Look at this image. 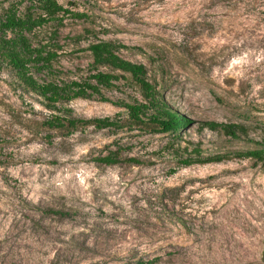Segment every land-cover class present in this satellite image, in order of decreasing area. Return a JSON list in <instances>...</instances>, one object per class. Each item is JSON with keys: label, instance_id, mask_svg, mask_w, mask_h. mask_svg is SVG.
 Wrapping results in <instances>:
<instances>
[{"label": "rangeland", "instance_id": "obj_1", "mask_svg": "<svg viewBox=\"0 0 264 264\" xmlns=\"http://www.w3.org/2000/svg\"><path fill=\"white\" fill-rule=\"evenodd\" d=\"M56 1L84 15L60 13L29 37L56 32L58 78L87 75L90 42L117 41L185 126L129 128L118 103L140 100L139 88L114 71L124 77L101 90L107 101L73 99L59 114L122 127L46 129L48 110L3 65L0 264H264V159L236 155L264 141V0ZM10 4L30 6L0 0V15ZM208 121L245 133L231 138ZM185 147L221 158L183 166L172 148ZM112 151L114 164L97 161Z\"/></svg>", "mask_w": 264, "mask_h": 264}, {"label": "trees", "instance_id": "obj_2", "mask_svg": "<svg viewBox=\"0 0 264 264\" xmlns=\"http://www.w3.org/2000/svg\"><path fill=\"white\" fill-rule=\"evenodd\" d=\"M30 6L24 12H19L14 4H10L0 15V68L5 65L13 73L17 83L26 92L37 96L41 104L49 114L39 123L49 130H65L71 132L78 126L91 124L97 128L122 127L119 120L109 117L103 118H76L69 114H59L63 104L73 99L92 98L98 96L107 101L101 90L114 86V82L123 78V74L129 75L130 80L138 86L140 100L132 103L119 102L127 114L129 128L147 129L151 133L179 135V129L185 126V122L177 113L170 111L169 106L160 97L154 83L148 77L147 68L141 62L131 61L120 54V49L128 48L126 45L112 40H96L90 42L87 50L91 56L88 64L87 75L79 78H58L59 71L53 67V61L57 57V42H52L56 32H52L48 40L33 42L29 34L36 27H40L49 21H60V13H70L75 17L84 14L71 12L64 8L56 0H29ZM35 9L36 12L32 11ZM108 68L109 71L101 69ZM41 74L42 78L35 76ZM211 129H220L231 138H238L245 133L243 126L235 123L208 121ZM259 147L237 152L239 157H254L264 159V141L258 142ZM183 151L172 148V153L179 157L183 166L192 163H207L212 160H220L221 156L202 157L200 150L182 148ZM185 153V156L182 154ZM192 154L196 156L193 158ZM97 161L110 165L117 161V154L108 152ZM130 162H136L135 158H129ZM55 214H63L58 210H50ZM150 261L138 260L134 264H146Z\"/></svg>", "mask_w": 264, "mask_h": 264}]
</instances>
